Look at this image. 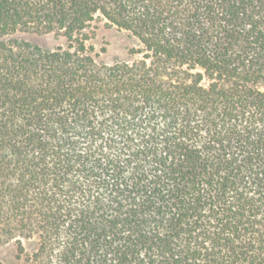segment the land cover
Wrapping results in <instances>:
<instances>
[{"label": "trees", "instance_id": "1", "mask_svg": "<svg viewBox=\"0 0 264 264\" xmlns=\"http://www.w3.org/2000/svg\"><path fill=\"white\" fill-rule=\"evenodd\" d=\"M98 22L126 58H99ZM3 248L264 264V0H0Z\"/></svg>", "mask_w": 264, "mask_h": 264}, {"label": "rangeland", "instance_id": "2", "mask_svg": "<svg viewBox=\"0 0 264 264\" xmlns=\"http://www.w3.org/2000/svg\"><path fill=\"white\" fill-rule=\"evenodd\" d=\"M25 36L46 47H54L64 41L63 38L57 36L55 33L27 34ZM93 43L100 53L99 58L110 62L116 58H126L129 48L134 46L135 41L126 30L109 27L104 22H98L94 26ZM10 254L9 249H0V258L7 259Z\"/></svg>", "mask_w": 264, "mask_h": 264}]
</instances>
